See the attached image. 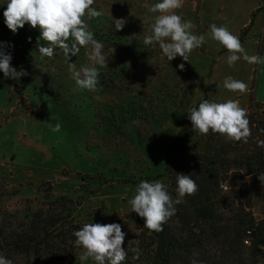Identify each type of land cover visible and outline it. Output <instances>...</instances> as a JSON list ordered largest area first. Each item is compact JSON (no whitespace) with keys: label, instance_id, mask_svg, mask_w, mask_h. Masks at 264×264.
Segmentation results:
<instances>
[{"label":"rangeland","instance_id":"374dc122","mask_svg":"<svg viewBox=\"0 0 264 264\" xmlns=\"http://www.w3.org/2000/svg\"><path fill=\"white\" fill-rule=\"evenodd\" d=\"M158 2L95 0L91 7L103 14L91 19L85 14L83 19L94 38L104 44L106 63L94 65L88 59L90 46L81 47L69 61L78 70L97 68L98 84L89 91L71 78L61 49L54 48L51 58L40 55L39 28L25 24L13 34L6 27L3 12L8 0H0V42L11 45L6 51L12 55V66L28 73L14 80L0 72V207L21 212L40 207L61 210L62 205H51L49 200L62 195L73 201L67 203L72 207L71 222L81 228L89 223H118L125 233H139L144 220L132 212L129 200L141 181H160L168 190V177H160L166 152L188 122L191 107L198 108L204 100H233L249 111L253 78L245 99L240 100L241 95L219 98L226 90L224 79L237 78L236 66L230 67L227 59L214 66L229 52L213 41L210 25H226L234 17L232 0H183V6L175 10L195 25L193 34L205 36V43L189 54V62L179 56L168 61L158 44L144 45L155 16L160 15L149 12L148 6ZM258 11H252L250 21ZM117 19L125 23L122 30H116ZM250 27L249 22L232 34L245 39ZM40 43L48 46L43 40ZM207 54L212 57L205 62ZM257 103L255 110L264 120V103ZM57 123L60 130L54 132L52 126ZM247 189L239 192L243 194L239 202L255 218H263L264 186L249 182ZM48 242L40 246L41 258L7 252L0 256L13 264H97L91 257L81 261L82 246L58 231L51 233Z\"/></svg>","mask_w":264,"mask_h":264},{"label":"trees","instance_id":"16d2710c","mask_svg":"<svg viewBox=\"0 0 264 264\" xmlns=\"http://www.w3.org/2000/svg\"><path fill=\"white\" fill-rule=\"evenodd\" d=\"M239 40L242 42L244 37ZM255 81L256 73L253 84ZM257 104L252 98L247 112L251 136L246 143L229 141L211 130L207 135H193L189 119L181 127L168 146L160 177H168L167 191L173 199L177 198V173L190 175L198 190L175 205L176 214L162 225L163 231L146 227L139 233L126 231L123 247L127 255L121 264H191L193 259L198 264L264 262V217L255 218L239 202L243 191L249 192V182L260 183L257 176L264 171V146L259 143L264 141V120L255 110ZM222 184L230 189L224 191ZM49 202L62 205L61 210L52 207L45 211L40 207L21 212L0 207V252L41 258L40 246L49 245L54 231L66 240L76 239L73 232L81 226L71 222L72 207H67L73 201L61 195ZM137 241L138 256L131 251Z\"/></svg>","mask_w":264,"mask_h":264},{"label":"clouds","instance_id":"9594fccd","mask_svg":"<svg viewBox=\"0 0 264 264\" xmlns=\"http://www.w3.org/2000/svg\"><path fill=\"white\" fill-rule=\"evenodd\" d=\"M94 2L95 0H8L3 12L4 23L13 34L25 24L33 29L39 28L40 37L36 48L40 55L51 58L54 48L61 49L76 85L81 89L94 91L99 77L97 68L81 66L78 70L75 63L69 62L71 57L80 52L81 47L88 49L90 46L91 50L86 51L88 59L94 65L104 66L106 63L107 58L102 52L104 44L94 38L83 19L85 14L89 19L103 14L91 7ZM182 6L183 0H160L148 6L149 12L160 15L155 16L151 25V35L146 36L143 43L146 46L158 44L168 61L179 56L183 61L189 62V54L205 43L204 35L193 34L195 25L191 21H184L175 13V10ZM116 21V30H122L125 23H119L120 19ZM210 36L229 52L227 63L230 67L234 66L241 57L250 64H264V56L248 55L239 38L229 31L227 25L211 24ZM69 37L73 38L71 45L67 42ZM41 40L47 42L48 46L41 45ZM8 47L11 45L0 42V72H3L5 78L19 80L28 73L23 68L17 71L12 66V55L6 51ZM184 67V63L178 65L181 71ZM223 87L231 92L247 91L244 82L235 80L231 76L224 79ZM247 115V111L236 101L216 103L204 100L198 108L194 107L188 112V119L192 128L202 135H207L211 130L229 141L246 143L251 136ZM52 130L59 131L60 124L52 126ZM259 143L260 146H264V141ZM257 179L264 186V171L258 174ZM176 180V199L168 193L164 183L141 181L136 188V194L129 200L132 212L143 218L144 227L150 231H163L162 225L176 214L175 205L182 203L186 195H194L198 190L196 182L190 175L177 173ZM73 236L76 238L75 246H82L85 250L80 257L81 261L91 257L97 264H121L126 258L127 252L123 247L126 233L118 223L85 224L74 231ZM136 243L137 247L132 248L131 251L138 256L139 241ZM0 264H13V262L0 256ZM191 264L198 262L193 259Z\"/></svg>","mask_w":264,"mask_h":264},{"label":"crops","instance_id":"0c3cea01","mask_svg":"<svg viewBox=\"0 0 264 264\" xmlns=\"http://www.w3.org/2000/svg\"><path fill=\"white\" fill-rule=\"evenodd\" d=\"M232 2L234 3V12L232 13L234 17L230 18V21L227 20L226 23L231 33L239 32L241 28L246 27L249 22H251L249 16L251 15L252 11L257 9L259 10L255 14L248 34L241 44L248 55L264 56V0H232ZM238 13L242 17H237ZM213 41L216 42L215 40ZM209 43L211 44V40H209ZM228 56V54L221 56L214 66L217 68L218 65H223L225 63V59H227ZM211 57L212 56H210V54H207L206 58H204V61H210ZM234 65L236 66L235 73L237 77L235 80H241L240 77L243 76V81H245V84L247 85V91L243 93L238 91L232 92L228 95L227 91L229 92V90L226 89L220 93L219 98H223L225 96L224 99H226L241 95L239 99H245L247 93L249 92L248 84L251 83L254 72H256L255 86L252 91L256 101L259 103H264V64H250L241 57V59L238 60Z\"/></svg>","mask_w":264,"mask_h":264},{"label":"built area","instance_id":"2783aa9c","mask_svg":"<svg viewBox=\"0 0 264 264\" xmlns=\"http://www.w3.org/2000/svg\"><path fill=\"white\" fill-rule=\"evenodd\" d=\"M222 187H223L224 190H228L229 189L228 184H222Z\"/></svg>","mask_w":264,"mask_h":264}]
</instances>
